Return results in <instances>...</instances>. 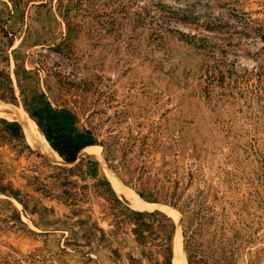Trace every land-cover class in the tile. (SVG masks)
Here are the masks:
<instances>
[{
	"label": "rangeland",
	"instance_id": "rangeland-1",
	"mask_svg": "<svg viewBox=\"0 0 264 264\" xmlns=\"http://www.w3.org/2000/svg\"><path fill=\"white\" fill-rule=\"evenodd\" d=\"M0 72V264H168L133 232L155 209L172 264L177 230L183 264H264V0H0ZM43 105L95 153L68 163L7 128Z\"/></svg>",
	"mask_w": 264,
	"mask_h": 264
},
{
	"label": "trees",
	"instance_id": "trees-1",
	"mask_svg": "<svg viewBox=\"0 0 264 264\" xmlns=\"http://www.w3.org/2000/svg\"><path fill=\"white\" fill-rule=\"evenodd\" d=\"M7 90H10L12 94L10 87L0 84V92H2L3 97L6 95ZM31 117L35 120L50 146L68 163L76 162L86 147L99 144L93 132L90 129H80L77 119L66 110L43 105L34 108L31 111ZM6 126L13 135L18 136L20 133L23 135L21 125L18 122H8ZM105 150L106 159L110 160V155L114 153L111 145L105 147ZM113 159L115 160V158ZM113 159L111 160L113 161ZM117 163L119 167L126 168L127 166L123 159H117ZM138 168L141 174L136 179L141 180L143 175L147 173L145 163ZM126 170L124 173L129 175V179H132L130 174H132L133 170L129 171V167ZM141 189L142 191L139 192V196L147 201L165 203L178 208L183 214L187 211L188 205L181 202V195L176 193V191L167 190L162 193L156 187H150L148 184H141ZM133 221V232L137 241L141 245H147L148 243L155 245L165 254L166 263L172 264V237L175 225L171 217L163 211L155 209L134 215ZM184 227L183 225V232L185 233Z\"/></svg>",
	"mask_w": 264,
	"mask_h": 264
},
{
	"label": "bare ground",
	"instance_id": "bare-ground-1",
	"mask_svg": "<svg viewBox=\"0 0 264 264\" xmlns=\"http://www.w3.org/2000/svg\"><path fill=\"white\" fill-rule=\"evenodd\" d=\"M10 116L21 125L24 139L27 141V143H29L32 147H35L36 149H40V151L42 150V152L47 150L46 147H49L52 149L53 152L57 154V152L50 146L44 134L42 133L38 125L31 117L27 116L26 114L18 110L12 111ZM95 147L96 145H91L86 147L83 151L89 150V152L95 153ZM182 258H183V254L180 244L179 231L177 230L174 238L175 264H183Z\"/></svg>",
	"mask_w": 264,
	"mask_h": 264
}]
</instances>
